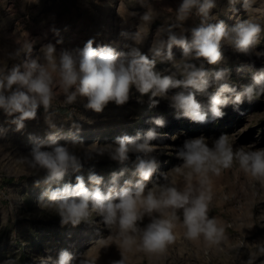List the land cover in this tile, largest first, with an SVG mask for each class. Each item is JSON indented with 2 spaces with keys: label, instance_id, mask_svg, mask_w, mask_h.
Here are the masks:
<instances>
[{
  "label": "clouds",
  "instance_id": "obj_1",
  "mask_svg": "<svg viewBox=\"0 0 264 264\" xmlns=\"http://www.w3.org/2000/svg\"><path fill=\"white\" fill-rule=\"evenodd\" d=\"M26 2L39 4L40 0ZM241 2L243 9L249 12L257 0H228L233 12L236 11L234 6ZM141 5L146 11L140 16L135 32L121 33L133 41L126 45L127 52L118 53L104 44L94 46V39L87 40L82 48L59 51L56 44L62 40L58 39L56 44L48 42L41 45L40 55L35 57L31 43L8 51V59L14 60L21 55L26 59L9 68L0 67V112L7 118L6 123L14 125V130L20 132L26 122L36 120L38 110L43 109L50 131L43 139L29 137L33 146L23 157L27 165L25 174L40 177L43 173L35 180L37 187L43 186L38 207L58 215L61 226L76 227L82 222L92 224L91 217L95 214L110 232L115 230L122 247L139 246L146 252L155 253L176 242L175 229L179 224L184 239L193 242L202 239L209 246H218L228 238L223 221L209 215L213 199L212 177H219L224 170L235 165L250 180L264 185V148L241 146L234 149L226 134H221L211 143L203 135L186 138L176 150V158L182 163L170 170L185 178L184 186L178 187L168 179L167 172H162L163 183H154L148 188L147 183L159 168L157 158L152 155L155 146L151 142L165 136L156 130L165 127L163 117L152 118L151 123L156 127L146 133L125 134L109 144L85 145L72 135L71 130L67 142L59 143L62 129L54 123L51 112L55 99L53 72L58 74L65 104L80 103L85 110L97 114L109 104L122 107L139 93L137 103L143 104V97L147 96L151 108L163 100L179 113L177 119L206 124L210 117L222 119L225 115L223 109L229 105H241L264 96V69L254 72L251 82L237 87L230 80V68L210 71L205 66L224 62V45L230 46L237 54L264 58V50H257L264 33V26L260 23L248 18L228 27L212 14L217 7L216 0H180L176 23L162 25L156 30L149 56L139 46L149 36L151 25L160 13L151 6ZM193 16L198 23L185 27V22ZM51 31L56 36L60 35L55 27ZM174 47L182 50L180 59L175 58ZM158 59L169 62L171 67L158 71ZM237 71H242V68ZM176 89L180 91H174ZM209 89L214 91L210 93ZM198 94L206 95L207 103L200 102ZM79 119L93 123L82 115ZM81 127L75 121L71 124V129L77 132ZM6 131L0 125V134ZM176 138L178 136H173ZM130 154L135 157L131 160L134 175L138 177L135 182L129 179L119 185L118 181L126 171L121 169L111 174L106 191L101 187L103 177L95 172H89L87 183L83 175H76L74 184L68 181L53 187L60 185L68 173L81 172L82 160L107 155L118 164L125 165L131 159ZM145 217L149 222L141 227ZM258 251L260 256L264 255V247ZM41 264H95V261L86 253L77 260L69 251L61 250L56 257L41 258ZM110 264H125V259L121 255V259L112 260ZM247 264H253V258Z\"/></svg>",
  "mask_w": 264,
  "mask_h": 264
},
{
  "label": "rangeland",
  "instance_id": "obj_2",
  "mask_svg": "<svg viewBox=\"0 0 264 264\" xmlns=\"http://www.w3.org/2000/svg\"><path fill=\"white\" fill-rule=\"evenodd\" d=\"M151 6L160 13V17L151 25L150 34L140 45L143 53L149 54V48L156 30L168 24L176 23V9L180 0H40L39 4H28L26 0H0V67L9 68L12 64L21 63L26 56L17 59L7 58L6 53L31 43L33 57L40 55L42 44L58 39L57 51L82 48L89 39L95 44H104L114 48L118 53L127 52L126 45L133 41L122 32H135L140 23V16L146 11L141 5ZM217 7L212 14L232 27L238 20L252 19L264 26V0H257L252 11L246 12L242 2L231 10L228 0H216ZM136 13L135 16L132 13ZM215 22V21H214ZM198 20L195 16L185 22L191 27ZM59 29L56 36L51 29ZM190 38V35H189ZM257 50H264V33ZM224 62L219 65H205L210 71L220 67L231 69L230 80L239 87L251 82L252 74L264 69V58L247 57L235 53L228 45L223 49ZM176 59H180L182 50L173 48ZM169 62L156 63V69L163 71L170 68ZM242 68V71H237ZM55 99L51 112L57 127L61 128L59 143L67 142L69 131L85 145L112 143L122 135L134 136L156 126L152 118L163 117L166 124L156 130L165 134L163 139L152 141L155 150L152 153L159 162V168L147 183L150 188L154 183H163L162 172L168 173V179L178 187H183L185 178L173 171L174 166L182 163L176 158L177 147L186 138L205 136L208 142L221 134L229 137L234 149L241 146L264 148V96L245 101L241 105H229L224 108L222 119H211L206 124H196L188 119L176 117L179 113L161 100L158 106L149 107L148 97L144 103L136 102V93L132 100L118 107L109 104L102 113L85 110L80 103H64L58 74L52 73ZM174 91H180L176 89ZM214 89H209L211 93ZM202 103H207L206 95H197ZM93 121L88 124L79 116ZM138 117V118H134ZM7 118L0 112V125L7 129L0 134V264H41V258L56 257L61 250L72 253L77 260L83 255L95 261V264H110L112 260L125 259V264H247L253 258V264H264V255L260 256L259 248L264 247V185L252 181L238 168L224 170L219 177H212L213 199L209 205V215L223 221L227 241L218 246H209L202 239L196 242L183 238V229H175L177 240L162 252L149 253L139 246L124 248L115 230H110L102 223L101 218L93 214L92 224L82 222L76 227L61 226L58 215L38 207V197L43 186L37 187L35 180L40 177L26 175L27 165L23 157L28 155L33 146L30 136L45 138L50 131L44 120L43 109L38 110L36 120L26 122L25 128L17 132L14 125L6 123ZM73 121L82 125L77 132L71 129ZM173 136L178 138L173 139ZM79 152V147L76 148ZM83 155L82 153H80ZM121 165L107 155L94 156L91 160H82L83 168L79 173H68L60 185L71 181L75 183L76 175H83L87 183L89 172L103 177L102 189L106 191L111 174L126 169L118 181L135 182L131 160ZM90 186V185H89ZM149 222L145 217L141 227Z\"/></svg>",
  "mask_w": 264,
  "mask_h": 264
}]
</instances>
